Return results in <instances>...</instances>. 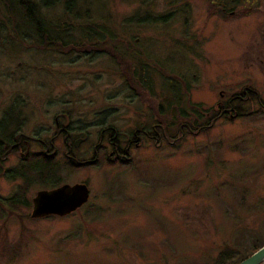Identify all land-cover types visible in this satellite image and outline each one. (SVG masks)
I'll return each mask as SVG.
<instances>
[{"label":"rangeland","instance_id":"obj_1","mask_svg":"<svg viewBox=\"0 0 264 264\" xmlns=\"http://www.w3.org/2000/svg\"><path fill=\"white\" fill-rule=\"evenodd\" d=\"M63 1L42 11L57 36L88 41L82 27L105 26L124 63L117 54L43 48L0 0V120H15L30 143L1 169L47 149L62 185L89 189L87 203L65 217L32 219L31 207L12 214L0 205V264H215L221 253L244 258L264 243V0H89L76 20ZM127 62L138 85L125 76ZM146 101L162 105L170 137L194 105L204 111L196 126L208 131L157 148L141 140L114 162V135L97 132L115 129L124 148L152 121ZM228 101L239 116L212 118ZM55 119L72 134L73 160ZM19 184L0 173V198ZM45 189L34 185L26 197Z\"/></svg>","mask_w":264,"mask_h":264},{"label":"trees","instance_id":"obj_2","mask_svg":"<svg viewBox=\"0 0 264 264\" xmlns=\"http://www.w3.org/2000/svg\"><path fill=\"white\" fill-rule=\"evenodd\" d=\"M60 0H4L6 12L8 14H12L16 16L19 19V23L24 28V35L23 36H34V39L36 42L40 44L43 48L48 47H56L59 50H73V51H81L83 53L85 52H104V53H110L111 55H114L116 57L117 54V62L124 63V57L121 56L122 53L118 52H124L123 49H120L118 46V42L112 41L113 39H107L106 37H109L111 32L105 27L100 26L97 27L95 31L92 32L93 26H87L82 27V32L84 31L87 33L86 39L88 41H70V40H62L57 35L59 34L55 29L56 27H51L48 25L46 18L43 16L42 11L44 10H50L57 6ZM89 0H64L63 1V12L69 16L74 17L75 20L79 19L80 16H85L86 10L83 12L80 11V7L86 4V2ZM164 21H166V16L163 17ZM16 24L15 30H18V26H21L20 24ZM22 28V29H23ZM78 29V27H77ZM15 31V32H16ZM92 32V33H91ZM27 36V37H28ZM69 39V38H67ZM113 44V46H112ZM117 51V52H116ZM118 54L119 57H118ZM127 66V71L125 72V76L127 80L131 78L132 81H129V84L131 86L136 82L134 81V77H136L138 80H140V77L136 73L138 70L132 69V63H125ZM157 65V64H156ZM143 66H141V70ZM141 80L139 81V83ZM138 85L137 83H135ZM143 85V84H142ZM143 87V86H142ZM133 88V87H132ZM141 88V87H140ZM138 93L142 92L140 89H136ZM146 90V89H145ZM234 100V98H232ZM240 100V98H238ZM193 113H181L180 114V121L177 122V135L170 137L167 134V129H169L168 125L163 124V131L164 134L162 136V143H167V140H170L171 142H178L182 140L183 136L185 135H195L198 133H203L208 131L207 127H201L196 126L198 121L204 115V111H201L200 105H194ZM161 113H163V109L161 110ZM160 113V114H161ZM215 115L217 117L219 116V113L211 114V117L213 118ZM216 118V117H214ZM214 120V119H213ZM211 120V121H213ZM5 121V120H4ZM3 120H0V134L6 133L7 135H0V158H3L5 154H11L17 150L16 148L10 150V147L14 145V142L18 141V135H10L11 133L17 131L13 128L10 131V127L17 122L15 120H9L4 122ZM176 124V122L172 121L170 126H173ZM116 142H119V139H115ZM121 148V146H120ZM107 157V155H105ZM54 154H51L50 156H46L43 154V152L27 156L23 160H21L19 166L12 170H5L3 171L1 169V161H0V173L3 174V176L9 180V181H19V187L16 194H14L11 197L8 198H0V205H3L7 207L8 212L15 214V211L21 208L29 209L31 207V200H29L27 195V190L30 189L34 185H39L43 188L51 189L55 188L59 185H62L64 182L61 175L59 168L57 167V164L54 162ZM122 162L124 160H116L114 162ZM1 216V215H0ZM21 216V215H20ZM23 217V216H21ZM26 217V215H25ZM264 243H260L256 245L254 248L250 250V252L245 255L244 258H236L232 259L228 254L221 253L218 260L215 264H237L243 259L249 257L252 255L256 250H258L261 246H263Z\"/></svg>","mask_w":264,"mask_h":264},{"label":"flooded vegetation","instance_id":"obj_3","mask_svg":"<svg viewBox=\"0 0 264 264\" xmlns=\"http://www.w3.org/2000/svg\"><path fill=\"white\" fill-rule=\"evenodd\" d=\"M144 67H145V71H153V70H157L158 68L157 65L156 66H152L149 65L148 63H143ZM156 72V71H155ZM243 96L239 97L240 100L242 101ZM148 102V104L152 103V101H146ZM153 106L149 105L150 107V111L153 112L154 114H152L150 116V119L152 120L150 122L149 127L146 128H138L136 130H134L133 132L129 133L128 135H132L131 139L128 140V142L126 143V146L124 148H120V142H116L115 139L118 138V136L116 135H121L119 132L115 131V129L110 128V127H105L104 129H102L100 132H97V135H100V139L104 138V135H114V137L112 138H107V143L112 145L113 147V151L110 154V157H112V159L116 160H122L124 155H128L129 153V149L135 145H137L141 140L144 141H151L153 142L152 144L154 145V147H159L162 144V136L166 135L164 134L163 131V124H162V117H161V110H162V105L160 104H155L154 102L152 103ZM152 109V110H151ZM217 111L219 113L220 117H224L226 113L231 114L232 111H234V115L235 116H239L238 112H236V110H233L232 108V103L231 101H228L227 103H219L218 107H217ZM18 123L12 125L16 126ZM55 124H56V134L55 135H63V144L66 146L67 151L65 152V156L69 157L71 160H73V158L69 155L72 148L68 145V135H72L65 127H59V124L57 122V120L55 119ZM20 124L17 125L16 127H13L14 129H16L17 131L11 133L10 135H18V141L14 142V145H12L10 147V150L16 148V149H20L22 147V145H28L30 143H28L27 141L24 142V140H22V135H29L24 133L23 131H21L22 127L20 128ZM0 135H7L6 133L4 134H0ZM168 135V134H167ZM25 140H28V137H25ZM29 146V145H28ZM27 149H25L26 151ZM28 151V150H27ZM47 151V149H46ZM44 150L43 154H45L46 152ZM21 156H23V154H21ZM49 156V155H48ZM7 156L5 154V156L3 158H0V161L3 162V160H6Z\"/></svg>","mask_w":264,"mask_h":264},{"label":"water","instance_id":"obj_4","mask_svg":"<svg viewBox=\"0 0 264 264\" xmlns=\"http://www.w3.org/2000/svg\"><path fill=\"white\" fill-rule=\"evenodd\" d=\"M79 142L80 140L75 142V147ZM88 198L89 189L83 183L63 184L52 189L40 190L31 200L30 218L65 217L83 206ZM263 262L264 245L237 264H263Z\"/></svg>","mask_w":264,"mask_h":264},{"label":"bare ground","instance_id":"obj_5","mask_svg":"<svg viewBox=\"0 0 264 264\" xmlns=\"http://www.w3.org/2000/svg\"><path fill=\"white\" fill-rule=\"evenodd\" d=\"M263 264H264V262H263Z\"/></svg>","mask_w":264,"mask_h":264}]
</instances>
